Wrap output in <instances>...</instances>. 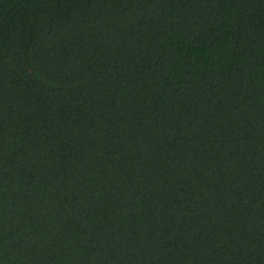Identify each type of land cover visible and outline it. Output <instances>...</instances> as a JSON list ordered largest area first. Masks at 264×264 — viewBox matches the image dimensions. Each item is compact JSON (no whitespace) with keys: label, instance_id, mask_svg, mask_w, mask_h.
Instances as JSON below:
<instances>
[{"label":"trees","instance_id":"trees-1","mask_svg":"<svg viewBox=\"0 0 264 264\" xmlns=\"http://www.w3.org/2000/svg\"><path fill=\"white\" fill-rule=\"evenodd\" d=\"M0 264H264V0H0Z\"/></svg>","mask_w":264,"mask_h":264}]
</instances>
